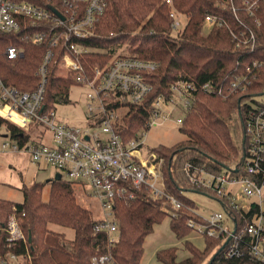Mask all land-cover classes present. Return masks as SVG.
Here are the masks:
<instances>
[{
    "label": "trees",
    "instance_id": "1",
    "mask_svg": "<svg viewBox=\"0 0 264 264\" xmlns=\"http://www.w3.org/2000/svg\"><path fill=\"white\" fill-rule=\"evenodd\" d=\"M28 1L47 3V0ZM251 1L255 6L252 15L244 0H171V5L164 0H106L104 12L95 22L92 34L73 39L90 48L78 56L81 69L63 77L54 73V63H50L45 105L53 107L56 96L67 101L70 87L78 83V73H91L94 64L102 65L116 53L155 60L157 69L147 74L152 91L143 103L132 104L123 96L112 100L115 95L106 99V106L110 109L124 108L116 128L127 139L146 127L154 97L163 95L169 98L172 95L170 86L176 80L192 81L194 95L179 125L185 139L171 149L161 144L148 148L163 158L165 191L179 200L180 206L173 207L165 198L153 199L144 188L132 189V197L115 201L113 217L117 240L109 244L107 231L94 229L97 219L92 211L76 201L70 180L53 177L47 198L43 196V184L33 182L22 185L20 203L0 199V253L7 236V217L12 212L19 217L24 234V238L16 242V253L28 256L32 264H92V256L102 253L110 255L108 264H142L144 238L168 212L171 228L178 237L192 229L188 219L202 221L193 200L182 191L209 194L204 188L192 184L189 174L195 172L197 175L202 169L219 171L228 167L241 153L242 148L238 145L243 137L240 123L242 95L231 89L230 80L235 74H248L246 67L253 61L264 62V0ZM171 6L185 17L178 33L170 29ZM207 14L228 17L233 27L230 30L225 26H213L203 31ZM232 31L239 35L243 33L245 38L253 34V41H249L252 45L236 47ZM9 43L21 47L22 56L8 59L4 50ZM46 48L45 43L38 44L25 38V32L0 33L2 82L20 90L35 88L39 82L35 72ZM258 78L256 85L264 84V75ZM206 81L215 91L203 90L201 85ZM6 113L16 118L15 114ZM232 122L236 125L239 143L231 134ZM1 129L7 130L21 143L29 138L28 132L2 116ZM50 224L72 230V237L51 229ZM205 237L203 249L187 241L185 247L189 254L183 259L177 258L176 248L172 246L158 250L156 258L163 264H261L248 253L245 245L241 246L243 252L240 256L224 257V240Z\"/></svg>",
    "mask_w": 264,
    "mask_h": 264
},
{
    "label": "built area",
    "instance_id": "2",
    "mask_svg": "<svg viewBox=\"0 0 264 264\" xmlns=\"http://www.w3.org/2000/svg\"><path fill=\"white\" fill-rule=\"evenodd\" d=\"M164 1L172 4L171 0ZM244 3L252 15L254 2L244 0ZM105 7L106 0H47L45 4L0 0V33L25 32V38L47 45L35 72L39 76L35 88L20 90L5 85L0 78V108H9L16 118L11 114L0 113V116L29 133V138L21 143L7 130L0 131V151H25L37 165L54 167L61 177L88 187L89 194L99 200L103 209V216L96 218L94 229L106 230L109 244H114L117 228L113 207L116 200L132 197V189L144 188L151 198H165L176 208L180 201L165 191L163 158L138 142V132L123 138L116 128L120 108L106 106V99L111 95H115L112 100L123 96L132 104L143 103L152 91L147 74L157 69V61L116 53L104 64H94L91 73H78V84L89 89L86 93V126L63 123L57 119L55 103L53 107L45 105L50 63H54V73L63 77L81 69L78 56L90 48L73 39L91 35ZM169 17L171 32L181 31L185 23L183 14L171 6ZM256 23L259 25V20ZM213 26L231 30L233 23L228 17L205 15L203 31ZM231 33L236 47L252 45L253 34L245 38L243 33ZM4 51L8 59L23 54L21 47L13 43H9ZM262 65L264 62L255 60L246 67L248 74H235L230 80L231 89L242 95L240 123L243 137L239 157L219 171L202 169L197 175L195 172L189 174L191 183L218 198L223 210L213 211L208 218L201 217L199 222L188 219L187 223L205 236L221 237L224 257L240 256L241 246L245 245L248 253L264 264V84L256 85L255 81L264 75ZM255 85L257 87L252 89ZM201 86L204 91L214 90L209 81ZM170 89L172 95L169 98L157 95L152 99L146 127L156 124L159 118H166L163 107L174 104L177 96L183 97L185 111L189 107L195 89L192 81L176 80ZM54 99L55 102L61 100L59 96ZM177 122L180 125L182 120L177 119ZM40 126L43 129L37 130L36 136H30L29 129ZM46 132L49 137L43 142ZM7 218V236L0 253V264H32L28 256L16 253V242L24 238L19 217L12 212ZM91 262L108 264L111 257L102 253L92 256Z\"/></svg>",
    "mask_w": 264,
    "mask_h": 264
},
{
    "label": "rangeland",
    "instance_id": "3",
    "mask_svg": "<svg viewBox=\"0 0 264 264\" xmlns=\"http://www.w3.org/2000/svg\"><path fill=\"white\" fill-rule=\"evenodd\" d=\"M87 91L89 89L84 84H73L69 89L68 100L64 101L61 99L55 102L57 119L69 125L86 126ZM183 103V97L179 98L177 96L175 97L174 104L163 107L166 118H159L156 124L139 130L138 142H141L145 148L157 145L159 147V144H161L160 146L164 145L171 149L175 144L183 141L185 135L179 131V123L177 122V119L182 120L184 116ZM122 110L124 108L119 109L118 114H121ZM235 126L232 122L230 130L236 142L239 143L240 139L236 136ZM40 128L43 129L42 126L29 129L30 136H36L38 134L37 130H40ZM48 137L49 133L46 132L43 142H46ZM238 148H242L241 142ZM56 172L58 171L54 167L48 166L43 168L32 162L29 154L25 151H0V199L20 203L23 199L22 185H30L33 182L43 184V196L47 198L50 180H52ZM63 179L65 178L63 177ZM72 186L76 201L82 206L89 208L92 211L94 219L102 217V205H100L96 197L89 194V188L73 182ZM182 193L193 200L196 212L202 218H208L213 211L223 210L220 200L216 197L192 190H184ZM170 223L171 217L168 212L158 223L154 224L152 231L145 236L143 243L144 252L141 259L142 264H163V262L156 258V252L162 248L171 246L176 248L178 259L185 258L189 254L185 247L187 241L199 249L204 248L206 241L204 234L192 228L185 235L178 237L172 230ZM50 227L53 230L65 233L68 238L73 235L72 230L57 224H50Z\"/></svg>",
    "mask_w": 264,
    "mask_h": 264
},
{
    "label": "bare ground",
    "instance_id": "4",
    "mask_svg": "<svg viewBox=\"0 0 264 264\" xmlns=\"http://www.w3.org/2000/svg\"><path fill=\"white\" fill-rule=\"evenodd\" d=\"M9 111V108H7V107H4V108H0V113L1 114H7L6 112H8ZM9 112H11V113H13L12 111H9ZM14 114V113H13Z\"/></svg>",
    "mask_w": 264,
    "mask_h": 264
},
{
    "label": "water",
    "instance_id": "5",
    "mask_svg": "<svg viewBox=\"0 0 264 264\" xmlns=\"http://www.w3.org/2000/svg\"><path fill=\"white\" fill-rule=\"evenodd\" d=\"M52 9H54V8H52ZM59 177H61V175L59 174V173H55V175H54V178H59ZM213 258V257H212ZM211 258V259H212ZM211 261V260H210Z\"/></svg>",
    "mask_w": 264,
    "mask_h": 264
}]
</instances>
